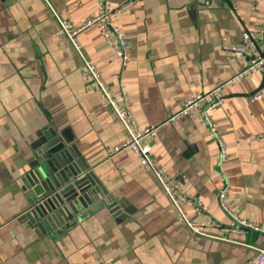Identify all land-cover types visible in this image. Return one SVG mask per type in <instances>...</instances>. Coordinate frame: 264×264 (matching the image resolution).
<instances>
[{"label": "crops", "instance_id": "1", "mask_svg": "<svg viewBox=\"0 0 264 264\" xmlns=\"http://www.w3.org/2000/svg\"><path fill=\"white\" fill-rule=\"evenodd\" d=\"M104 1L111 9L132 2L114 19L129 42L127 64L121 67L97 25L78 34L80 52L113 97L127 100L140 128L163 123L183 101L243 69L246 61L227 47L239 44L244 30L263 32L264 0ZM96 2L0 0V264H244L264 249V233L224 240L190 233L133 153L115 151L124 130L82 77V57L54 15L79 27L93 17ZM258 92H264L259 73L223 91L212 117L225 160L194 117L166 124L150 141L155 161L196 201L185 208L191 221L228 225L218 200L226 189L230 212L264 229V96L250 100ZM50 132L76 148L117 201L119 217L101 208L45 234L21 221L31 203L21 181L27 161Z\"/></svg>", "mask_w": 264, "mask_h": 264}, {"label": "built area", "instance_id": "2", "mask_svg": "<svg viewBox=\"0 0 264 264\" xmlns=\"http://www.w3.org/2000/svg\"><path fill=\"white\" fill-rule=\"evenodd\" d=\"M131 4L132 2H127L121 7L111 9L104 0H97L95 14L79 27H71L67 21L60 19L55 13L54 15L56 16L60 33L70 41L74 50L79 53V55H81V47L77 41L78 34L91 25H97L108 49L121 61V67L124 68L128 59L129 42L115 25L114 19ZM240 38V43L227 47V51L233 57L246 61V65L243 69L221 84L213 87L208 92L196 93L191 98L183 101L178 111L167 117L163 123L143 128L136 125L127 100L124 98V101L119 103L101 79L95 66L81 55L82 77L91 83L93 90L96 91L101 100L110 107L117 123L124 130L125 139L115 148V151L130 150L133 153L136 161L144 172L150 174L158 183L171 204L177 221L183 224L190 233L201 237H210L220 240H224V238L222 236H213L209 234L207 230H215L219 232V234L225 235L243 233L248 230L264 233V229L236 217L235 214L230 212L225 204L226 189L221 191L218 200L220 208L229 215L230 223L228 225H222L211 219H206L199 223L191 221L189 217H187L185 208H193L194 205L197 204L196 201L185 193L175 179L166 173L155 161L151 154L150 141L157 135L159 129L166 124L174 123L181 118L194 117L216 140L221 159H226L225 144L219 137L216 123L211 114L216 109L223 106V91L226 87L232 86L238 81L248 78L255 73H259L264 77V40L261 33L244 30L241 32ZM263 96L264 92H258L253 94L250 100L255 101ZM196 208H200V205L194 209ZM226 240L227 239H225V241ZM98 264L113 263L99 259ZM244 264H264V249L256 250L255 254Z\"/></svg>", "mask_w": 264, "mask_h": 264}, {"label": "water", "instance_id": "3", "mask_svg": "<svg viewBox=\"0 0 264 264\" xmlns=\"http://www.w3.org/2000/svg\"><path fill=\"white\" fill-rule=\"evenodd\" d=\"M262 37L264 40V26ZM33 147L22 184L29 192L30 207L21 221L41 234L62 231L95 210L120 216L117 201L101 185L73 145L50 132ZM92 206H97L92 210Z\"/></svg>", "mask_w": 264, "mask_h": 264}, {"label": "rangeland", "instance_id": "4", "mask_svg": "<svg viewBox=\"0 0 264 264\" xmlns=\"http://www.w3.org/2000/svg\"><path fill=\"white\" fill-rule=\"evenodd\" d=\"M213 114V113H212ZM212 114H211V116H212ZM216 129H217V131H218V127H217V125H216ZM228 206V205H227ZM222 210V209H221ZM223 211V210H222ZM224 212V211H223ZM224 213H226V212H224ZM210 219H212V218H210ZM213 221H214V219H212ZM217 235H219V236H223V235H221V234H217Z\"/></svg>", "mask_w": 264, "mask_h": 264}]
</instances>
